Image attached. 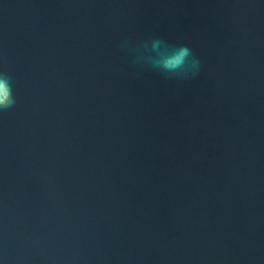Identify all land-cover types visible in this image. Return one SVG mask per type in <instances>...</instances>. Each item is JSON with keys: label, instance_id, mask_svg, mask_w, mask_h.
<instances>
[{"label": "water", "instance_id": "1", "mask_svg": "<svg viewBox=\"0 0 264 264\" xmlns=\"http://www.w3.org/2000/svg\"><path fill=\"white\" fill-rule=\"evenodd\" d=\"M0 71L4 264H264V0H0Z\"/></svg>", "mask_w": 264, "mask_h": 264}, {"label": "clouds", "instance_id": "2", "mask_svg": "<svg viewBox=\"0 0 264 264\" xmlns=\"http://www.w3.org/2000/svg\"><path fill=\"white\" fill-rule=\"evenodd\" d=\"M119 47L130 57V64L141 70H149L164 79L182 81L195 77L201 71V61L187 44H173L160 36L133 41L125 38ZM17 95L13 77L0 71V112L15 107ZM0 264L4 260L0 259Z\"/></svg>", "mask_w": 264, "mask_h": 264}]
</instances>
